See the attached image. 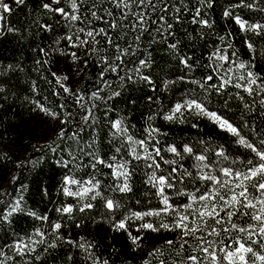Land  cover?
<instances>
[{
    "label": "trees",
    "instance_id": "trees-1",
    "mask_svg": "<svg viewBox=\"0 0 264 264\" xmlns=\"http://www.w3.org/2000/svg\"><path fill=\"white\" fill-rule=\"evenodd\" d=\"M3 2L11 11L0 9L4 17L0 20V261L192 264L187 257H203L199 241L182 238V231L175 228L180 215L189 216L190 227H203L190 214L202 203L197 201L192 209L184 207L193 196L214 187L199 179L201 162L196 157L204 155V163H211V174L221 180L230 179L222 175L224 168L246 171L260 161L251 149L237 143L238 137L207 116L187 108L174 114L173 109L196 100L264 150L260 144L264 140V29L242 31L234 19L240 16L248 24L264 25V0H244L240 7L236 5L241 0H144L143 4L123 0L119 7L118 0H77L76 11L71 0ZM45 4L79 19H66L45 9ZM225 11L231 15L226 17ZM200 20H206L207 26ZM102 29L106 35H86ZM85 40L87 44L82 43ZM117 46L126 52L121 54ZM221 56H227V61ZM184 59L188 66L181 63ZM250 78L256 80L250 85L251 94L245 90ZM169 115L173 119H165ZM116 121L126 131L117 132L112 127ZM137 141H144V147ZM185 146L192 152H185ZM170 147L178 154L168 151ZM220 151L227 159L217 155ZM97 159L105 164L96 163ZM107 164L123 165L129 173L127 180ZM209 171L203 169L205 174ZM186 172L191 178L185 176L183 183L178 182ZM153 174L174 184L165 188L169 210L137 219L134 214L166 207L158 195L159 185L150 181ZM65 177L92 180L99 186L83 199L68 196L65 187L82 189L65 185ZM125 183L130 191L121 192ZM96 191L101 196L93 200ZM108 199L120 206L109 211ZM85 203L94 207L81 212ZM68 206L72 213H63ZM234 219L243 226L254 223L250 215ZM121 221L124 229L117 228ZM57 223L61 227L54 231ZM145 223L157 230L143 228ZM209 230L203 228L197 235ZM133 238H138L136 243ZM231 242L225 236V243ZM18 244L22 246L19 251ZM253 248L264 255L260 243ZM248 258L250 264H264L250 254Z\"/></svg>",
    "mask_w": 264,
    "mask_h": 264
},
{
    "label": "snow or ice",
    "instance_id": "snow-or-ice-1",
    "mask_svg": "<svg viewBox=\"0 0 264 264\" xmlns=\"http://www.w3.org/2000/svg\"><path fill=\"white\" fill-rule=\"evenodd\" d=\"M17 4H22L24 0H15ZM60 0H53V3H59ZM149 3H151V0H148ZM203 2V0H201ZM120 3H123V0H118L117 6H120ZM140 3L143 4L144 0H140ZM244 4V0H241V3L236 5V7H240ZM247 7H252L253 5H245ZM45 9H49L52 11H56L57 13L63 15L66 19H70L71 21H76L79 19L77 15H69L63 8H56L52 9L50 5L45 4L43 5ZM71 7L74 11L77 10V0H71ZM124 7L127 8L128 5L124 4ZM0 9L3 10V12H10L11 9L8 4L4 3L3 0H0ZM95 16V13H93ZM200 15L199 10H197V16ZM224 15L230 16V11H225ZM4 17L2 14H0V20H2ZM142 19V17H141ZM236 24L239 25L240 29L242 31H257L264 29V25L261 24H248L246 21H244L240 16L234 17ZM194 23L197 22V20H193ZM200 23L207 26L206 20H200ZM169 28L171 25L168 26ZM113 28H115V25H113ZM81 31H83L81 29ZM105 34L104 30H100V32L93 33L92 31H88L86 35L88 37H94V35H100ZM71 39V37H69ZM137 39H139L137 37ZM82 43L87 44L88 41L85 40ZM109 43H111V38H109ZM171 47L174 49L176 45H171ZM252 46L249 45V48ZM118 51L121 52V54H124L126 50H121L117 46ZM75 56V54H73ZM117 59H120L118 56ZM221 60L227 61V56H221ZM181 63L185 64V66H188L187 60L184 59L181 61ZM140 64L142 66H147V62L144 60L140 61ZM240 68H243L244 65H239ZM115 70V69H113ZM252 74L249 73V77H251ZM67 78V77H65ZM143 79L147 80V77H143ZM208 79H211V77H208ZM243 79V77H241ZM225 83H228V81H225ZM256 84V80L250 78L248 80L249 87H246V91H248L250 94L252 93L253 89L250 87V85ZM236 87H241V85L237 84ZM66 92L69 91L67 88L64 89ZM261 91H264V85L261 86ZM118 94V93H117ZM96 94L93 93V96ZM78 99H83V97H79ZM261 105L264 106V100L261 101ZM183 108H187L189 111L196 110L199 115L207 116L209 119H211L213 122L217 123L220 128L230 132L232 135L238 137L237 143L251 149L253 153L259 158L260 163L253 165V162L251 160L248 161L249 165H253L252 167H249L246 171H233L231 168H224L221 170L222 175L226 178H230L229 180H221L216 178L211 174V163H204L206 161V157L204 155L197 156L196 159L201 162L200 165V172H198V177L201 180L204 181H210L211 184L214 186L213 190L204 193L203 195L199 196H193L192 197V203L185 205V209H192V205L195 204L197 201H200L202 203V207L199 209H193L192 215H194L198 220L201 222L202 226H195L190 227L188 223L189 216L188 215H180L178 221L175 224V228H179L184 237L191 236L192 238L199 241L198 244V250L199 252L203 253V257L198 255H191L187 257L189 261L192 262V264H250L249 260V254L252 257H255L256 260L264 262V255H259L254 250L253 245H256L260 243V247L264 248V243H261V241H264V150H260L255 146L253 143L249 142L243 135H241L240 130L233 126L232 123H230L228 120L224 119L220 115H218L215 112H208L207 109L203 106L202 103L197 102L196 100H190L187 101L184 105L177 104L175 108L173 109V113L181 112ZM42 111L47 112L46 109H41ZM51 114V113H48ZM88 117H85V120H87ZM165 119L171 120L173 119V115L166 116ZM120 121H116L113 123L112 127L116 129L117 132L126 131V129H121L120 127ZM60 138H63V130H61ZM129 140H131V137H128ZM134 143H138L142 148L144 147L145 142L144 141H137ZM261 145H264V140L260 141ZM120 149H117V152H119ZM133 153H135V149L132 150ZM147 151V149H145ZM168 151L172 153H177V149L175 147H170ZM185 152L191 153L192 149L188 146H185L184 149ZM156 154H160V150L156 149ZM178 154V153H177ZM218 156L224 157V159H227V156L224 154L223 151H220L217 153ZM135 158L139 159V156H135ZM113 160H115V157H113ZM96 163L99 164H105V161L103 160H96ZM174 163V162H173ZM153 165H155L156 168H159V164H156V162L153 160ZM153 165H149V167H152ZM107 167L113 168V172L117 176H123L125 180H127L129 173L126 170H123V165H113V164H107ZM95 167V164L93 165ZM208 168L210 171L208 173H204L203 169ZM173 173L177 171L176 168L172 169ZM187 176L191 178V173H184L180 176V179L178 182L183 183L184 177ZM175 179V177H173ZM150 181H154V186L159 185L158 189V195H160L162 199V203L166 205L165 208H162L160 211L157 212H147L143 214H134L137 219H143L144 216H150V215H157L159 216L161 212L167 213L169 210L168 205V196L165 195V188H173L174 184L169 181L168 178L164 176L156 177L155 174H153L152 177H150ZM236 181H239L238 183ZM65 185L71 186V185H81L80 191H72L70 187H65L64 192L65 195L68 196H75L77 198L83 199L86 197L90 192H93L96 188L99 186V182L93 183L92 180L89 181H78L76 179L65 177ZM84 185H90V187H86ZM224 190V192L231 193L230 196L226 197L224 195V192L220 190ZM239 189V191H237ZM121 192H127L130 191V188L127 183H125L123 186L119 189ZM250 190H254L256 193H259L258 196L253 195V192ZM182 194V193H180ZM98 196H101V193L99 191L95 192V195L91 197V199L95 200ZM219 201H223V204H218ZM120 205L118 203H114L113 200L108 199L105 202V207L111 211L114 208H118ZM18 207V204L16 207L13 208V211H16ZM94 205L91 203H85L80 208L81 212H84L86 209L93 208ZM245 209H252L253 211L251 213L244 211ZM63 213H72L73 208L71 206L64 207L62 209ZM223 213L224 215H221ZM250 215L251 220L254 222L252 224H249L247 226L240 225L236 222L234 219L235 217L239 216H248ZM46 219V218H45ZM211 221V224L209 223ZM195 223V221H193ZM61 227L60 224L54 225V231L59 230ZM145 229H151L153 231H156L152 224L145 223L142 225ZM161 227L169 229V225L162 224ZM118 229H124L125 223L121 221L117 225ZM203 228H209L210 230L206 233V235H197V233L202 232ZM37 235H42V233L37 232ZM225 236L229 237V239L232 241L231 243H225ZM208 237H214L215 239H209ZM259 237V240L257 239ZM138 238H133V243H136V240ZM71 243V241H69ZM168 244H172L173 241H168ZM188 241L185 240V244H187ZM53 247L55 245H52ZM21 245H17V250L19 251L21 249ZM183 247V246H182ZM0 264H3V261H0ZM251 264H255V261H251Z\"/></svg>",
    "mask_w": 264,
    "mask_h": 264
}]
</instances>
